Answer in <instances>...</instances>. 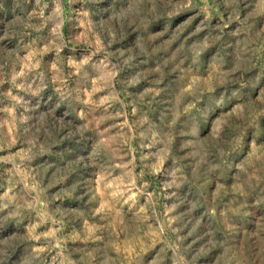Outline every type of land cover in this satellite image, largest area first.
Returning a JSON list of instances; mask_svg holds the SVG:
<instances>
[{"label":"rangeland","instance_id":"374dc122","mask_svg":"<svg viewBox=\"0 0 264 264\" xmlns=\"http://www.w3.org/2000/svg\"><path fill=\"white\" fill-rule=\"evenodd\" d=\"M0 264H264V0H0Z\"/></svg>","mask_w":264,"mask_h":264}]
</instances>
